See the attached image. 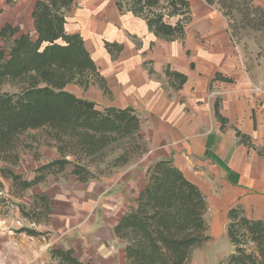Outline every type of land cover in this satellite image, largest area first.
I'll use <instances>...</instances> for the list:
<instances>
[{
  "label": "trees",
  "instance_id": "1",
  "mask_svg": "<svg viewBox=\"0 0 264 264\" xmlns=\"http://www.w3.org/2000/svg\"><path fill=\"white\" fill-rule=\"evenodd\" d=\"M73 1L36 0L31 10L33 32L18 34L19 29L8 24L0 30L4 43L0 46V86L8 81L18 87L14 92L0 91V161L6 164L0 165V198L2 179L24 191L38 184L44 173H55L72 165L71 173L85 182L89 174L78 163L81 154L96 155L117 141L130 144V152L142 150L138 141H142L141 118L135 108L103 106L67 88V84L84 88L98 84L108 90L85 40L79 33L65 29L66 13ZM205 1L209 5L214 3ZM218 1L221 5L227 3ZM243 1L249 10H240L244 12L241 19L254 29H262V6L252 4L251 0ZM114 3L121 13L130 11L141 17L154 36L166 40L185 37L191 13L189 0H114ZM105 47L113 54L122 45L105 42ZM166 73L175 88L185 82V76L176 71L167 69ZM38 127L46 128L58 142L61 155L40 165L36 169L40 174L33 179H23L9 166L19 163V153L28 145L21 139L24 131ZM69 153L76 155V161L66 158ZM145 172L146 183L135 204L117 217L112 228L124 242L125 263L185 264L192 250L208 237V222L203 215L207 200L170 158L154 159ZM38 199L47 213L52 207L47 195L42 193ZM0 200V206L6 205L3 198ZM17 207L23 217L41 222L32 210L34 206L29 210L22 204ZM227 214L225 230L233 250L218 264H264V220L248 218L240 205L229 209ZM20 230L38 233L29 227ZM49 251L59 264H89L75 255L73 248L57 245Z\"/></svg>",
  "mask_w": 264,
  "mask_h": 264
},
{
  "label": "crops",
  "instance_id": "2",
  "mask_svg": "<svg viewBox=\"0 0 264 264\" xmlns=\"http://www.w3.org/2000/svg\"><path fill=\"white\" fill-rule=\"evenodd\" d=\"M35 1L0 0L7 16L14 17L2 27H16L18 34L33 32ZM189 6L193 25L185 30L181 42L154 36L141 17L130 11L121 13L114 0H74L64 26L83 40L88 28L107 34V39H102L104 58L108 59L104 79L114 100L106 105H130L145 118L154 157L170 158L200 188L207 208L225 219L224 225L228 210L236 205L248 218L264 220V76L256 77L242 63L241 52L217 9L205 0H189ZM21 16L28 19V26H22ZM124 17L139 23V28L131 31L139 33V48L131 39L118 37L113 23ZM105 42L122 47L113 55L107 52ZM167 69L185 76L181 87L171 85ZM6 208L0 206V264H59L49 250L61 241L56 243L49 233L47 239L42 222L23 217L16 204ZM116 220L108 228L113 239L118 238L112 231ZM21 227L38 233H26ZM72 239L78 241L76 245L64 248H73L80 259L94 264L84 257L80 237ZM118 239L122 263L126 264L124 242ZM229 244L231 253L233 245Z\"/></svg>",
  "mask_w": 264,
  "mask_h": 264
},
{
  "label": "rangeland",
  "instance_id": "3",
  "mask_svg": "<svg viewBox=\"0 0 264 264\" xmlns=\"http://www.w3.org/2000/svg\"><path fill=\"white\" fill-rule=\"evenodd\" d=\"M226 2L228 4L221 5L218 0H214V3L209 6L217 9L224 16L227 30L233 35L241 52L242 63L256 77L264 76V27L260 30L254 29L247 24L245 19H241L242 12L240 13V10L248 9L243 0H226ZM251 2L255 5L260 4L264 9V0H251ZM106 12L109 14L111 11L107 9ZM193 15L186 25V30L193 25ZM11 18L14 17L7 16L5 8L3 9L0 5V29L6 21L12 22ZM116 18L120 17L116 15ZM20 19L22 26H28V19L24 16H21ZM113 24L119 38L131 39L136 48H139L141 39L139 33H131L132 30L139 28V23L136 20L124 17L123 20L115 19ZM102 33L103 31H99L98 28H95L94 31L88 28L84 35L87 48L94 56L95 64L104 79L105 65L107 66L108 59L104 58L102 39H107L108 36L107 34L101 35ZM3 44L0 39V46ZM144 66L151 69L148 63ZM161 80L164 81V78ZM67 88L78 96L92 99L103 106L112 104L111 102L114 100L113 93L101 89L98 84L90 85L87 88L76 84H67ZM17 89L15 83L8 81L0 86L1 92H14ZM141 118L142 141L138 140L141 143V151L130 152V144L117 141L100 150L96 155L81 154L82 161L79 159L78 163L86 167L89 174L85 182L78 180L71 173L72 165L55 173H44V177L38 184L26 188L24 191L17 190L11 181L2 179L4 186L1 198L6 202L5 206L9 208L11 204H22L26 207L25 210L34 206L32 210L40 218L42 233L47 239L51 235L52 240L56 243L61 241L58 246L67 247L68 245L75 246V242L78 241L72 238L80 237L83 243H80L79 247L86 250L84 257L90 258L94 264H123L119 248L121 241L118 238L113 239L108 228L125 209L127 210L135 204V198L146 183V166L156 159L151 142L148 140L150 132L145 127L147 122L145 118ZM45 130L44 127L25 130L21 137L23 143L28 145L21 149L19 163L17 165L10 164L9 167L21 174L23 179H33L35 175L40 174L36 171L40 165L61 155L57 146L58 142ZM121 155L122 158H120ZM75 156V154L69 153L66 158L76 161ZM0 165L6 166L1 161ZM42 193L47 195L52 206L47 213L43 209L41 200L38 199ZM203 215L208 222L206 233L208 237L200 246L192 250L189 260L185 264H218L224 261L223 259L231 250L229 239L225 234V219L222 221L208 208ZM94 219H96L95 222ZM98 227H100L99 230H97ZM46 233L49 235L47 236Z\"/></svg>",
  "mask_w": 264,
  "mask_h": 264
}]
</instances>
